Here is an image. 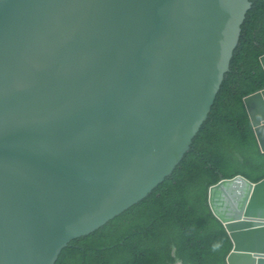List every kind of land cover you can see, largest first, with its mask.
<instances>
[{
	"label": "water",
	"instance_id": "water-1",
	"mask_svg": "<svg viewBox=\"0 0 264 264\" xmlns=\"http://www.w3.org/2000/svg\"><path fill=\"white\" fill-rule=\"evenodd\" d=\"M250 6L0 0V264H56L174 171ZM244 104L264 152V88ZM208 193L233 242L227 263L264 264V179Z\"/></svg>",
	"mask_w": 264,
	"mask_h": 264
},
{
	"label": "trees",
	"instance_id": "trees-1",
	"mask_svg": "<svg viewBox=\"0 0 264 264\" xmlns=\"http://www.w3.org/2000/svg\"><path fill=\"white\" fill-rule=\"evenodd\" d=\"M264 0H251L208 118L174 171L144 199L73 240L56 264H228L233 242L209 204L223 179H264L244 98L264 88Z\"/></svg>",
	"mask_w": 264,
	"mask_h": 264
}]
</instances>
